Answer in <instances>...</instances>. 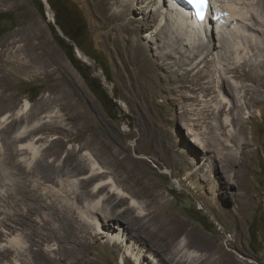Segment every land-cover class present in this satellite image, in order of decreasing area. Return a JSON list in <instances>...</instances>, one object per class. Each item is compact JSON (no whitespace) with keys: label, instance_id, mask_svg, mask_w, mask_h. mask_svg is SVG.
<instances>
[{"label":"rangeland","instance_id":"rangeland-1","mask_svg":"<svg viewBox=\"0 0 264 264\" xmlns=\"http://www.w3.org/2000/svg\"><path fill=\"white\" fill-rule=\"evenodd\" d=\"M46 1L47 6L42 0H0V94L3 91L5 95L0 98V108L12 104L13 113L27 100L31 113L37 111L44 99L52 101L49 111L53 117L39 135L44 137L43 141L59 139L48 141L45 145H51L41 149V154L47 156L60 149L63 159L65 150L85 144V151L93 153L99 165L111 172L108 175L116 186L133 195L149 215L142 218L136 216L137 211L122 213L126 207L123 205L110 213L120 223L105 219L108 222L101 228L103 233H98L96 224L104 221H97L94 215L91 222H83L86 225L74 237H85V251L76 246L75 238H68L67 242L63 238L59 242L50 239L42 243V248L60 247L59 264H174L166 259L169 243L155 233L161 229L162 220L172 216L183 224L184 232L192 230L200 235L201 239L190 243L192 250L212 254L213 264H264V46L254 51L248 48L249 42L264 41V8H240L248 28L239 27L238 31L243 33L230 39L228 52L218 48L221 42L213 38L215 47H211L209 65L201 74L192 71L195 61L188 60L193 47L189 48L185 41H170L169 38L174 40L178 36L171 28L165 30L167 37L157 36L154 17L140 0H126L130 8L128 28L137 37L132 44L140 52L138 57L130 54V35L118 27L119 21L110 19L121 9L119 1ZM56 12L62 14L63 21L71 17L84 29L80 47H74L80 71L55 42L51 25L64 37L55 25ZM228 26L217 29L231 34L232 26ZM76 50L85 60L77 56ZM241 58L247 65L239 68L240 74H224L227 66L244 63ZM257 63H262V67H256ZM217 71L234 87L236 101L241 105L238 113L234 110L228 114L231 96L220 88L215 79L219 77ZM249 74L253 78L262 75L261 84L252 85L247 79ZM86 76L94 78L111 100L106 102L108 108L87 86ZM241 84L245 85L243 90L239 89ZM245 90L252 98L249 102L242 97ZM221 106L223 113L219 114ZM230 117L238 122L234 130ZM8 123L1 128V138L8 134ZM26 142L28 138L21 139V143ZM218 143L222 145L220 154L215 148ZM3 149L0 142V157L5 156ZM16 158H22L23 164H33L28 154ZM31 174L28 172L25 177L30 187L36 189L33 192L39 196L38 202L32 201V189H19L13 176L5 186L0 177L2 212L13 214L21 205V211L42 215L40 225L53 212L49 208L51 202L59 206L58 217L69 211L79 214L72 206L74 195L63 201L49 198L46 189L58 191L59 187L45 182L37 188L39 180ZM108 177L104 180L108 181ZM85 201L91 203L90 197ZM67 203L70 206L65 209ZM78 214L75 217L80 225ZM12 223L0 227V248L12 249L17 243L24 247L28 242L23 229L12 228ZM39 224L41 233L53 235L48 225L42 229ZM56 225H60L57 231L63 232V224ZM115 235L121 238L119 245L111 242ZM186 241L185 233L174 240ZM9 257L12 259V255ZM38 261L41 264L43 260ZM15 264L20 263L15 260Z\"/></svg>","mask_w":264,"mask_h":264},{"label":"bare ground","instance_id":"bare-ground-1","mask_svg":"<svg viewBox=\"0 0 264 264\" xmlns=\"http://www.w3.org/2000/svg\"><path fill=\"white\" fill-rule=\"evenodd\" d=\"M43 1L47 6L48 5L47 1L46 0ZM117 1L120 2L119 4L121 9L117 12H114L112 14L113 17H110V19L119 21L118 27L122 31L124 32L126 31L127 34L130 35L129 37L130 44L132 45L130 47V51H131L130 54L133 57H138L140 52L137 49V47L132 44L134 41H137V37L134 35L135 34L134 30L128 28L129 20L127 19V16L129 15L130 12L129 3H127L126 0H122V1L117 0ZM140 1H141L140 3L144 6L145 9L147 8L149 9V10L147 9L148 13H151L154 17L153 18L154 20L152 21H154L155 23L154 33L157 34V36L167 37L165 30L167 28H171L175 30V32H177L178 36L175 37L174 40L168 37L170 41L174 43H182L183 41H185L190 46L189 48L193 47V49L190 50V55L188 56V60L195 61L192 71L193 72L196 71L197 73H201V74L204 67L209 65L210 61L208 59L210 57V54L212 53L211 47L212 48L213 46L215 47V44H213V38L214 39L217 38L218 41L221 42V44L219 43L220 46L218 48L228 52L229 51L228 43L230 42V39H233V37H235L236 34L240 35V33L241 34L243 33L241 31L240 32L238 31V29H240L239 27L241 26V29L242 27L245 28L247 27V24H245L244 22V16H243L244 14L243 12L242 13L240 12V8L243 7L242 9H246V10L248 8H251V6L253 7L260 6L264 8V3H263L264 0H211V3L208 7L209 9L207 10L204 18L198 20L194 14V11L189 10V5L184 4L180 0H140ZM255 15L254 17L257 18L258 16ZM256 23H259V20H256ZM214 25L216 27L213 28ZM227 25L232 26L233 32L231 34L218 31L217 27L222 28L221 30H223L225 29V27H227ZM207 33L210 35V38L208 37L209 35ZM257 41L258 43L249 42L248 48L254 51L255 48H260L264 46V41L262 39H259ZM19 49L20 48H18V50ZM234 51L237 54V49H234ZM76 52L79 58L85 60V57L82 56L78 50H76ZM13 58H18V56ZM245 58L246 57H244V60ZM10 60L8 59L9 62L13 63L12 60L11 61ZM196 60L199 61H197L196 63ZM244 60L242 59V61ZM15 61L18 62L17 59H15ZM261 64L262 63H257L256 67L257 66L262 67ZM245 65H247V63H245L244 61V63L237 66H234V64H232V66H227L226 68H224V74L231 75L232 77H236L237 74H240L239 68ZM207 71H209V69ZM218 75L219 77H216L215 79L219 80L220 88L224 90L225 94L231 96V100L229 101L230 102L229 104L230 106L228 108L229 110L227 111L228 114L229 113L231 114V112H234V110H236V112L238 113L240 111L241 105H238L236 101V96L234 94V87L230 84V82H228V80L223 79L224 77L222 78L219 72ZM247 76H248L247 79L250 80L252 85H255L257 83L258 84L260 83L261 80L260 77L262 75H258L256 78H253L252 74H249ZM203 77L204 76L202 75V78ZM243 87H245V85L241 84L239 89L243 90ZM225 88L226 90L229 91L228 93L225 90ZM245 92H243L244 95L241 96L247 102H249L252 98L248 97L249 96L247 95L248 90H245ZM2 94L3 91L1 92L0 95ZM205 95L207 96L208 93ZM0 98L1 99L5 98V95L0 96ZM51 104L52 101L44 99L43 102H41L37 111L35 110L36 112H31V113L29 112L30 103L27 100H25L24 104L21 105L20 108L15 109L13 113H11V109L13 108L12 104H5L4 107L0 108V114L4 112V114L0 116L1 117L0 132H1V128L4 127L6 123L9 122L7 125L11 124L8 127L9 128L8 134L5 133L4 137L2 138L0 137V142L3 144V148H4L3 152L5 155L0 157V164H1L0 168H3L4 166V168L7 169V170H5L4 168L0 169V174L2 173L0 177L3 178V180H1L2 181L1 185L5 186L6 184H8L6 180H12V176H13L16 179L17 186L19 187V189L24 190L25 187L27 188L28 192L32 189L31 193L34 194L33 190L36 189L30 187L29 180L28 178L25 177L26 173L31 172L32 174L29 176H34L39 180V183L35 184L37 185L36 186L37 188L43 186L45 182H50L51 184H54L55 186L59 187L58 191L56 190L51 191L49 189L48 190L46 189L47 197L49 198L53 197L55 199H59L60 201H63L67 199L66 196L71 197V195L72 196L74 195L75 203L72 204V206H75V209L79 211V214L77 211L76 213L78 214L79 217H81V224L79 225L77 223L75 217L76 213L74 211L66 212L61 217H58L59 212L56 211H59L58 210L59 206L53 202H51V204L49 205V208L52 209L53 212H50L48 214V216L46 217L47 219L43 220L44 222L41 225L39 224L41 221L39 218H41L42 215L33 212L26 213L23 210L21 211L20 208L21 205L20 206L17 205L18 208L14 209L13 214H9L10 212L5 213L0 210L1 212L0 215H2L0 218V227L9 225V222H13L12 223L13 226L11 227L14 229L17 228L23 229L28 241L24 247H18L19 244L17 243L16 244L17 246H15V248L12 249L0 248V264H15V260L18 261L20 264H40V262L38 261L39 258H42L43 260L41 264H59L58 260L60 258L58 259L57 253H59L60 247L44 250L41 246L42 243H45L50 239L59 242L61 241V238H63V241L64 240L66 241L68 238H75L74 233L79 234L80 229H82V226L84 225L83 222H91L90 218H92L93 215L97 218L96 219L97 221L98 220L104 221V223L102 224H96V226L98 227L97 231H99L98 233H103V229L101 228H104L105 223L108 222L105 219L112 218L110 220L119 222L117 221L118 219L116 217L115 218L112 217L110 213L115 212V209L123 205H126V207L124 208L122 213H128V212L133 213L137 211L136 216L139 217L141 216L142 218L149 215L148 213L145 212V209H142V207L138 206L133 195H129V193L128 194L124 193L116 186L114 180L110 178L111 176H109L111 172H109L108 170L106 171L101 165H99L93 153L85 151L86 148L85 144L79 146L78 148H68L67 150H65L64 151L65 156L63 159H61L62 152H60V149L52 150L49 154H47V156H45L43 153L41 154L42 150L45 147L47 148L48 146L51 145V144L50 145L48 144L47 146L45 145L46 143H48V141L53 142L59 139L57 137H54L43 141L42 139H44V137L39 135L40 132L42 131V127L48 125L47 122H49L50 119L53 117L52 111H49L51 110L50 107ZM222 109H223L222 106L221 108L218 109L219 114L222 112ZM44 111H46L45 115H43ZM44 118H47V120H43ZM203 118H208V117L204 115ZM9 120L13 121L14 123H12ZM237 124L238 122L236 120L231 119L230 125L232 127L231 126L230 127L232 128V130L237 128L236 127ZM234 133L235 132H233V134ZM24 138H28V142L23 144L21 143V139L23 140ZM72 139L74 140L75 138ZM40 141H41L40 146H36ZM86 144H88V142H86ZM17 145L18 148H16ZM215 148L217 154H220L222 152V145L220 143H218ZM83 151H85L84 155H82ZM21 154L22 156L25 154L30 155V158L33 159L32 166H29V163L23 164L22 158H16V156H19ZM136 158L144 159L146 157L137 156ZM13 169L16 170V172ZM105 177L109 178L108 181L104 180ZM64 179L66 180L64 181ZM21 191L20 193L23 194L24 192L22 193ZM32 196H34L32 197V201L34 202L39 201V196H36L35 194ZM63 197H65V199ZM87 197H90L91 203L90 202L87 204L85 203L87 202L85 201ZM18 199L19 198H16L15 200L18 201ZM69 206L70 205L68 204V207L66 206L64 207L66 209L69 208ZM107 208H109V211ZM85 210L88 211L87 213L89 215L88 214L85 215ZM108 215H110L111 217H108ZM60 222L63 224V227L62 228L60 227L61 230H63V232L57 231L60 225H56V223H60ZM37 224H39L40 227H42V229L43 228L47 229L45 225H48L49 226L48 228L50 229V231L53 232V235L41 233L37 227ZM160 227L161 229L156 228L157 230H155V233L158 235L159 238L169 243L170 245L168 249L169 253L166 259L168 258V261H170V263L173 262L174 264H183L187 262L188 264H201L204 261H206L209 264H213L212 254L210 253L202 254L196 250H192L191 245L193 243L192 244L190 243L193 240L201 239L200 235L197 234L195 231L191 230L190 232H184L183 224L172 216L167 217L165 220L163 219L162 223L160 224ZM181 233H185V237L187 238L188 242L187 241L178 242V243L174 242L175 238H177ZM1 238H2V232L0 231V239ZM75 239H76L75 240L76 246L77 247L79 246L80 249L82 248L85 251V249L88 247L85 244V237L81 236ZM119 241H121L120 236L115 235V237L112 239L111 242L112 244L115 243L119 245L120 243H122ZM63 249L67 251L64 245H63ZM10 255H12V259L11 257H9ZM233 263L241 264V262L239 261H233Z\"/></svg>","mask_w":264,"mask_h":264},{"label":"trees","instance_id":"trees-1","mask_svg":"<svg viewBox=\"0 0 264 264\" xmlns=\"http://www.w3.org/2000/svg\"><path fill=\"white\" fill-rule=\"evenodd\" d=\"M41 14H43L42 9H41ZM54 18H55V25L61 28V31L63 32L64 35V37L58 35L55 32L54 26L51 25L55 42L65 51L69 61L73 64V66H75V68H77V70L80 71L74 59V47L75 46L80 47L79 40L84 35L83 34L84 29H81L78 22L76 23V21L73 20L71 17L63 21L62 19L65 18L62 16L61 13L56 12ZM84 79H85V83L90 88V90L98 98V100L103 105V107L106 108L108 106L106 102H111V100H109L107 95H105L104 91L101 90L100 85L96 83V80L94 78H91L90 76H86L84 77Z\"/></svg>","mask_w":264,"mask_h":264},{"label":"snow or ice","instance_id":"snow-or-ice-1","mask_svg":"<svg viewBox=\"0 0 264 264\" xmlns=\"http://www.w3.org/2000/svg\"><path fill=\"white\" fill-rule=\"evenodd\" d=\"M197 10V15L200 19L204 18V12L209 7L211 0H188Z\"/></svg>","mask_w":264,"mask_h":264},{"label":"water","instance_id":"water-1","mask_svg":"<svg viewBox=\"0 0 264 264\" xmlns=\"http://www.w3.org/2000/svg\"><path fill=\"white\" fill-rule=\"evenodd\" d=\"M43 1V0H42ZM44 2V1H43ZM44 4H45V2H44Z\"/></svg>","mask_w":264,"mask_h":264}]
</instances>
